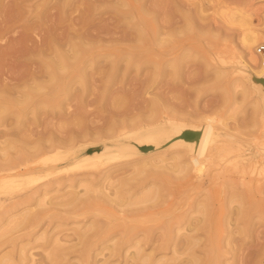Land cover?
I'll use <instances>...</instances> for the list:
<instances>
[{
    "label": "rangeland",
    "instance_id": "1",
    "mask_svg": "<svg viewBox=\"0 0 264 264\" xmlns=\"http://www.w3.org/2000/svg\"><path fill=\"white\" fill-rule=\"evenodd\" d=\"M18 1L0 0V174L16 170L0 181V264H264V105L244 69L261 63L264 0H20L23 11ZM252 27L251 51L240 38ZM147 105L211 118L201 171L169 152L44 170L57 149L83 156L156 123L132 119Z\"/></svg>",
    "mask_w": 264,
    "mask_h": 264
},
{
    "label": "bare ground",
    "instance_id": "2",
    "mask_svg": "<svg viewBox=\"0 0 264 264\" xmlns=\"http://www.w3.org/2000/svg\"><path fill=\"white\" fill-rule=\"evenodd\" d=\"M20 1V0H19ZM19 1H18V3H17V6H18V4H19ZM54 2H55V0H53ZM53 1H52V3H53ZM58 1V0H57ZM74 1V0H73ZM90 1V0H89ZM9 2V1H8ZM32 2V1H31ZM6 3V2H5ZM33 3V2H32ZM91 2H89V3H87V4H90ZM8 4V3H7ZM6 4V5H7ZM9 4H11V2L9 3ZM13 4V3H12ZM25 4H27V3H25ZM51 4V3H50ZM49 4V5H50ZM61 4H63V3H61ZM20 5V4H19ZM27 5H29V4H27ZM54 5V4H53ZM56 5V4H55ZM59 5V4H58ZM15 6V5H14ZM25 6V5H24ZM30 6V5H29ZM33 6H34V4H33ZM51 7H53L52 5H50ZM57 6V5H56ZM56 6H54V7H56ZM68 6V5H67ZM23 7V6H22ZM22 7L21 8H19V6H18V8L19 9H21L22 11H23V9H22ZM8 9L10 8L9 6L7 7ZM16 8V7H15ZM14 8V9H15ZM25 8H27V6L25 7ZM30 8V7H29ZM28 8V11H30L31 9H29ZM31 8H33V7H31ZM57 8H59V7H57ZM147 8V7H146ZM13 9V8H12ZM49 9V8H48ZM54 9V8H53ZM86 9V8H85ZM84 9V10H85ZM117 9V8H116ZM27 10V9H26ZM47 10V9H46ZM55 10V9H54ZM89 10V9H88ZM14 11V10H13ZM61 11V10H60ZM66 11V10H65ZM86 11H87V9H86ZM148 11V10H147ZM5 12H6V10H5ZM4 12V13H5ZM47 12V11H46ZM81 12H83V11H81ZM117 12V11H116ZM123 12V11H122ZM20 13V12H19ZM88 13V12H87ZM5 14H7V13H5ZM4 14V15H5ZM14 14H15V12H14ZM23 14V13H22ZM89 14V13H88ZM19 15V14H18ZM25 15V14H24ZM41 15V14H40ZM45 15V14H44ZM61 15V14H60ZM8 16V15H7ZM6 16V17H7ZM22 15L20 14V17H21ZM78 16V15H77ZM10 17H11V14H10ZM15 18H16V16H14ZM66 17V16H65ZM80 17V16H79ZM83 17V16H82ZM86 17V16H85ZM24 18H26V16L24 17L23 16V19ZM41 18H42V15H41ZM62 18V17H61ZM88 18V17H87ZM147 18V17H146ZM22 19V18H21ZM34 19V18H33ZM56 19H58V18H56ZM64 19H66V18H64ZM17 21H18V19H16ZM36 20H38V19H36ZM45 20V19H44ZM73 20V19H72ZM84 20V19H83ZM102 20V19H101ZM150 20V19H149ZM148 20V21H149ZM8 21V20H7ZM64 21V20H63ZM62 21V22H63ZM66 21V20H65ZM79 21V20H78ZM85 21V20H84ZM104 21H105V19H104ZM35 22H38V21H35ZM45 22H46V20H45ZM54 22H55V20H54ZM57 22V21H56ZM87 22H88V20H87ZM150 22V21H149ZM6 23V22H5ZM16 24H17V22H15ZM97 23V22H96ZM12 24H14V23H12ZM52 24H53V22H52ZM57 23H55V25H56ZM59 24H61V23H59ZM63 24V23H62ZM89 24V23H88ZM100 24V23H99ZM104 24V23H103ZM155 24V23H154ZM9 25H11V24H9ZM54 25V26H55ZM102 25V24H101ZM15 26V25H14ZM81 26H82V24H81ZM105 26V25H104ZM109 26V25H108ZM61 27V26H60ZM14 28V27H13ZM15 28H16V26H15ZM14 28V29H15ZM49 28V27H48ZM51 28V27H50ZM57 28V27H56ZM63 28H64V26H63ZM70 28V27H69ZM76 28V27H75ZM92 28H94L95 29V27H94V25H93V27ZM109 28V27H108ZM7 29H8V27H7ZM6 29V30H7ZM55 29V28H54ZM77 29V28H76ZM94 29H93V31H94ZM98 28H96V30H97ZM50 30V29H49ZM63 30V29H62ZM87 30V29H86ZM100 30H102V29H100ZM106 30V29H105ZM9 31V30H8ZM47 31V30H46ZM55 31V30H54ZM79 31V30H78ZM77 31V32H78ZM115 31V30H114ZM59 32H61V31H59ZM67 32H69V31H67ZM85 32V31H84ZM97 32H99L98 30H97ZM105 32V31H104ZM109 32H111V33H113L112 31H109ZM50 33V32H49ZM156 33V32H155ZM27 34V33H26ZM89 34V33H88ZM98 34V33H97ZM104 34V33H103ZM106 34V33H105ZM105 34L103 35L104 37H106L107 36V34H106V36H105ZM110 34V33H109ZM116 34V33H115ZM141 34V33H140ZM154 34V33H153ZM53 35V34H52ZM56 35H57V33H56ZM72 35V34H71ZM91 35H93V34H90V35H88L87 37H89V36H91ZM120 35V34H119ZM122 35V34H121ZM24 36H26V35H24ZM28 36V35H27ZM26 36V37H27ZM96 36V35H95ZM99 36H100V34H99ZM103 36L101 37V38H103ZM116 36V35H115ZM114 36V37H115ZM145 36V35H144ZM53 37V36H52ZM68 37V36H67ZM75 37V36H74ZM77 37L78 38H81L82 40H84L83 38H84V36L82 35V34H78L77 35ZM93 37L94 36H92V39H93ZM97 37V36H96ZM111 37H112V35H111ZM121 37V36H120ZM23 38H25V37H23ZM23 38H21V39H23ZM44 38V37H43ZM95 38V37H94ZM118 38H119V36H118ZM131 38V37H130ZM259 38H260V36H259V33H258V31L257 30H255V29H253V27L252 28H247V29H245V31L243 32V34H242V36H241V38H240V41H242L243 42V44H245L248 48H250V50L252 51V47H253V45L259 40ZM3 39V38H2ZM111 39V38H110ZM17 40V39H16ZM15 40V41H16ZM28 40H30V39H28ZM56 40V39H55ZM67 40V39H66ZM104 40H106V39H104ZM119 40V39H118ZM145 39L143 38V41H144ZM154 40V39H153ZM25 41H26V39H25ZM42 41V40H41ZM53 41V40H52ZM56 41H58V40H56ZM55 41V42H56ZM85 41H86V39H85ZM84 41V42H85ZM89 41V40H88ZM135 41V40H134ZM146 41V40H145ZM22 42V41H21ZM30 42H31V40H30ZM43 42V41H42ZM54 42V41H53ZM147 42V41H146ZM26 43V42H25ZM28 43V42H27ZM36 43V42H35ZM58 43V42H57ZM68 43V42H67ZM145 43V42H144ZM21 44V43H20ZM22 44H24V43H22ZM39 44V43H38ZM37 44V45H38ZM41 44V43H40ZM86 44V43H85ZM27 45V44H26ZM44 45V44H43ZM56 45V44H55ZM57 45H59V44H57ZM68 45V44H67ZM150 45V44H149ZM12 46H14V45H12ZM20 46V45H19ZM27 46H29V45H27ZM49 46H50V44H49ZM21 47V46H20ZM30 48H31V46H29ZM57 48H60V45H59V47L58 46H56ZM86 47V46H85ZM7 48V47H6ZM17 48H19V47H17ZM23 48V47H22ZM99 48V47H98ZM134 48H136V47H134ZM36 49V48H35ZM2 50V49H1ZM0 50V51H1ZM79 49L77 48V51H78ZM129 50V49H128ZM130 50H132L131 48H130ZM10 51V50H9ZM21 52V49H19L18 50V52ZM27 51H29L28 50V47H27ZM30 51H31V49H30ZM70 51H71V49H70ZM17 52V53H18ZM22 52H24V51H22ZM21 52V53H22ZM58 52H61V51H59L58 50ZM57 52V53H58ZM154 52V51H153ZM1 53H3V52H1ZM32 53V52H31ZM37 53V52H36ZM254 55L256 56V57H258V55L255 53V50H254ZM59 54V53H58ZM65 54V53H64ZM63 53L61 54L62 56L64 55ZM223 54V53H222ZM222 54H220L219 52H218V57H219V61L221 62V63H224V56L222 55ZM2 55V54H1ZM60 55V54H59ZM133 56L135 57V58H138V60H140V59H144L146 56L143 54H141V51H137V49H135L134 51H133ZM5 57V56H4ZM7 57V56H6ZM10 57V56H9ZM19 58V57H18ZM17 58V59H18ZM152 58V57H151ZM150 58V59H151ZM91 59V58H90ZM120 59V58H119ZM254 59V58H253ZM1 60V59H0ZM4 60V59H3ZM68 61H69V59H67ZM71 60V59H70ZM92 60V59H91ZM149 60V59H148ZM252 60V59H251ZM6 61H7V58H6ZM16 61V60H15ZM33 61V60H32ZM34 61H35V59H34ZM37 61V60H36ZM67 61V62H68ZM76 61V60H75ZM156 61V60H155ZM255 63H256V60H253ZM69 62H72V61H69ZM128 62V61H127ZM146 62V61H145ZM2 63H4L3 61H2ZM56 63V62H55ZM66 63V62H65ZM64 63V64H65ZM99 63H100V61H99ZM131 63V62H130ZM130 63H129V65H130ZM138 63V62H137ZM142 63H143V61H142ZM254 63V64H255ZM4 64H6V63H4ZM10 64V63H9ZM13 64V63H12ZM57 64V63H56ZM55 64V65H56ZM70 64V63H69ZM68 64V65H69ZM72 64V63H71ZM70 64V65H71ZM73 64H74V62H73ZM139 64V63H138ZM148 64V63H147ZM67 65V64H66ZM132 65H134V64H132ZM246 65V64H245ZM3 65H1V68H3L2 67ZM36 66V65H35ZM58 65H56V67H57ZM127 66H128V63H127ZM135 66H136V62H135ZM247 67H244V69H245V72L247 73V75H248V77H249V81H250V83H251V86H252V88L255 90V91H257L259 94H260V96H261V98H262V100H263V105H264V66L260 63V65L258 66H256V67H253L251 64H248V65H246ZM5 67H7L6 65H5ZM37 67H39V66H37ZM67 67H69V66H67ZM11 68V67H10ZM35 68V67H34ZM44 68V67H43ZM52 68V67H51ZM50 68V69H51ZM70 68V67H69ZM12 69V68H11ZM17 69V68H16ZM28 69H30V68H28ZM42 69V68H41ZM82 69L85 71L86 69H84L83 67H82ZM8 70V69H7ZM52 70V69H51ZM51 70H49V71H51ZM11 71L12 70H10V72L9 73H11ZM17 71V73H18V69L16 70ZM30 71H31V69H30ZM42 71V70H41ZM88 71V70H87ZM25 72H27V70H25ZM24 72V73H25ZM35 72V70L34 71H32V73H34ZM59 72V71H58ZM8 73V74H9ZM27 73H29V71L27 72ZM36 73V72H35ZM3 74H4V72H3ZM51 74V73H50ZM77 74V73H76ZM80 74H82L81 73V70H80ZM87 74V73H86ZM53 75V74H52ZM6 76H9V75H6ZM19 76H21V74H19ZM18 76V77H19ZM24 76H25V74H24ZM57 76V75H56ZM80 76V75H79ZM30 77V76H29ZM31 77L33 78V80L34 79H38V78H40L41 76H38L37 74L36 75H34V74H31ZM81 77H82V75H81ZM4 79V78H3ZM27 79V78H26ZM54 79V78H53ZM11 81H13V79H10ZM21 80V79H20ZM80 80V79H79ZM85 80H87V78L85 79ZM5 81V80H4ZM74 81H75V79H74ZM81 81V80H80ZM1 82V81H0ZM84 82H86V81H84ZM104 82V81H103ZM7 83V85L9 86V84H8V81L6 82ZM10 83V82H9ZM12 83V82H11ZM21 83V82H20ZM20 83H19V80H16L15 82H13V84L12 85H16V86H19L20 85ZM83 83V82H82ZM61 84V83H60ZM11 85V84H10ZM22 86V85H21ZM60 86V85H59ZM3 88V87H2ZM6 88V87H5ZM4 88V89H5ZM7 89V88H6ZM3 90V89H2ZM71 90V89H70ZM148 91V90H147ZM3 92H4V90H3ZM3 92H2V94L0 93V95H2L3 96ZM72 93V92H71ZM5 94V93H4ZM20 94V93H19ZM6 95H7V93H6ZM5 96V95H4ZM8 98H10V96H7ZM18 98V97H17ZM1 99H3V101H4V98H2L1 97ZM5 100H7V99H5ZM1 101V100H0ZM2 102V101H1ZM151 105V104H150ZM154 105V104H153ZM4 109V108H3ZM142 109H144V110H142ZM135 110H137V109H135ZM140 111V112H139ZM126 112H128L127 110H126ZM132 112V111H131ZM137 112V111H136ZM263 112H264V110H263ZM121 113V112H120ZM123 113H125L124 111H123ZM123 113H121L120 114V116L123 114ZM132 113H134V112H132ZM131 113V114H132ZM158 113V114H157ZM164 113V111L163 110H161V108H157V107H151V106H149V105H147V106H145V107H141V108H139L138 109V112L135 114L134 113V115H132V119H138V118H140V117H146L148 120H150V121H155L154 119L155 118H157L158 116H160V118L161 119H159V121H157L156 123H153V124H148L147 125V127L146 128H144L143 127V129H139V132L136 134H133V135H125L124 137H122V138H115V139H113V140H110V141H105V142H103L102 144H97V145H92V146H89L90 147V149L83 155V156H81V155H79L78 154V151H75V150H66V151H62V150H59V149H57V150H55V152L52 154V155H50V156H48L45 160H44V163L43 164H45V163H47L48 161H50V163H51V166H48V167H45V169L44 170H46L47 171V173L49 174L50 172H51V170H53V169H56V168H58L57 166V164H60V163H62V162H65V161H67V158H70L71 160H73V162H75L76 163V161L78 162L79 161V163L78 164H84V165H82L83 167L84 166H87V167H89V168H93L92 170H97V168L99 169L101 166H102V164H103V161L102 160H99L98 158H99V155H104L105 157H113V159L114 160H121V159H124V160H130V159H138V158H140V159H146V158H151V156H156V157H160V155H163L165 152H169L170 154H172V156L173 157H175V158H177V156H178V158L180 157V156H184L185 157V162H186V165L189 167V168H191L193 171H196V172H199V171H201L202 169H203V167H204V165H205V162L210 158V154H211V151H212V148H214L213 147V144H214V141H215V138H216V131H215V129H213V125H212V120H211V118H207L206 120V122L204 123V124H196V123H191V121H188V120H181V119H173V118H170L169 116H168V114L166 115L165 113ZM130 114V113H129ZM129 114H127V115H129ZM263 115H264V113H263ZM121 118V117H120ZM153 118V119H152ZM124 121V120H123ZM152 121V122H153ZM121 122L119 121V124H120ZM148 136H151V137H153V138H155L156 140H155V142H152V143H150V142H145V138H147ZM111 145H114L115 146V148L114 149H109L108 147L109 146H111ZM144 147H146V148H144ZM59 150V151H58ZM97 153V154H96ZM96 154V156H95V158H92V159H87L86 157H93V155H95ZM80 157H82L81 159H80ZM101 157V156H100ZM155 157V158H156ZM80 159V160H79ZM40 160V159H39ZM124 160H122V161H124ZM113 162H115V161H113ZM112 162V163H113ZM121 162V161H120ZM27 163V162H26ZM25 163V164H26ZM41 163V164H42ZM116 163H117V161H116ZM77 163L75 164V165H78ZM80 164V165H81ZM111 164V163H110ZM74 165V167H72V168H75L76 169V167L77 166H75ZM79 165V166H80ZM41 165H39L38 164V162L37 161H35V162H33V163H30V164H27V165H25L23 168H21V169H23L24 171H22L21 173L22 174H26L27 172H33V170L35 171V169H40L41 167H40ZM44 166V165H43ZM47 166V165H46ZM70 166H72V165H70ZM81 166V167H82ZM66 167H68V165L66 166ZM60 168H61V166H60ZM65 169V168H64ZM64 169H62L61 171H59V173H62V171H65ZM69 169V168H68ZM16 170H12V171H9V173L8 174H5V175H1L0 174V181H2V183H6V182H9V181H11L14 177H13V175H15V172ZM21 171V170H20ZM66 171H68V170H66ZM73 171V170H72ZM2 172V171H1ZM0 172V173H1ZM45 172V171H44ZM57 172V171H56ZM55 172V173H56ZM70 172V171H69ZM13 173V174H12ZM21 173L20 172H16V175H21ZM67 173V172H66ZM73 173V172H72ZM54 174V173H53ZM52 175V174H51ZM50 175V176H51ZM49 176V175H48ZM53 176V175H52ZM232 220V219H231ZM127 231V230H126ZM39 260V259H38ZM41 264V263H40Z\"/></svg>",
    "mask_w": 264,
    "mask_h": 264
},
{
    "label": "built area",
    "instance_id": "3",
    "mask_svg": "<svg viewBox=\"0 0 264 264\" xmlns=\"http://www.w3.org/2000/svg\"><path fill=\"white\" fill-rule=\"evenodd\" d=\"M255 53L260 58L261 64L264 66V42L258 43L255 48Z\"/></svg>",
    "mask_w": 264,
    "mask_h": 264
},
{
    "label": "water",
    "instance_id": "4",
    "mask_svg": "<svg viewBox=\"0 0 264 264\" xmlns=\"http://www.w3.org/2000/svg\"><path fill=\"white\" fill-rule=\"evenodd\" d=\"M144 148H146V147H144Z\"/></svg>",
    "mask_w": 264,
    "mask_h": 264
}]
</instances>
